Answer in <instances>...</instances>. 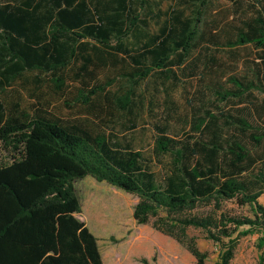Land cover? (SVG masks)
<instances>
[{
	"label": "trees",
	"instance_id": "16d2710c",
	"mask_svg": "<svg viewBox=\"0 0 264 264\" xmlns=\"http://www.w3.org/2000/svg\"><path fill=\"white\" fill-rule=\"evenodd\" d=\"M227 1L0 0V264H104L76 216L73 181L85 176L135 194V222L178 242L194 264H230L242 226L262 230L264 264V96L241 115L194 116L195 138L156 125L153 152L169 157L160 179L140 150L106 132L122 114L134 127L137 84L196 48L219 100L264 94V0ZM247 46L254 59L237 55ZM239 63L243 73L224 71ZM227 200L252 217L223 211ZM189 228L218 244L214 262Z\"/></svg>",
	"mask_w": 264,
	"mask_h": 264
},
{
	"label": "rangeland",
	"instance_id": "374dc122",
	"mask_svg": "<svg viewBox=\"0 0 264 264\" xmlns=\"http://www.w3.org/2000/svg\"><path fill=\"white\" fill-rule=\"evenodd\" d=\"M161 1L164 9L174 2V0ZM213 1L221 6L229 5L227 0ZM210 51L213 53L212 49ZM255 53L252 47L247 46L239 48L237 55L241 59H254ZM216 54L227 62L233 61L236 57H231L227 50ZM204 59L205 51L202 48H196L185 58L182 66L172 67V72H155L141 80L137 84L136 91L141 96L142 103L135 109L134 127L129 126L128 119L131 115L122 114L106 129L107 133L115 134V139L122 143H129L132 148L140 150L144 161H147L158 179L169 157L153 152L154 136L157 134L156 125L163 127L170 137L179 140H185L189 136L195 138L198 135L190 129L194 116H203L205 110L216 115H219V112L241 115L245 110L239 109L244 105L247 106V102L251 100L260 102L264 96L254 91L251 96L219 100L214 89L208 88L206 82L200 78L201 61ZM244 69L245 65L239 63L233 71L226 68L224 71L227 74L229 72L240 74L245 71ZM206 77L209 81L210 76ZM225 86L226 84L222 83V87ZM220 124L225 127L223 119L220 120ZM4 155L5 152L0 144V158ZM90 181L93 184H90ZM73 186L81 205V212L76 216L96 236L104 264H140L139 260L142 257H145L150 264H194L193 256L178 242L174 240L170 244V241H166L149 224L135 222L132 218V210L137 201L135 194L125 192L104 181H96L91 176L76 179L73 181ZM90 192L94 194L89 196ZM258 202L264 206V192L258 197ZM222 210L230 215L252 217L248 205L239 206L232 200L224 201ZM93 214H96L98 218L92 217ZM96 219L97 222H95ZM239 232L241 234L237 239L230 264H256L260 253L258 242L263 234L262 230L242 226ZM188 233L195 236L197 247L208 253V262H214L218 257V244L205 239L204 233L199 229L189 228ZM134 234L143 236L140 243L144 245V249L148 247V243L156 239V244L149 248V256H146V250L143 252L144 256L130 255L125 251L128 247L127 237ZM146 234L151 236L152 240L146 239Z\"/></svg>",
	"mask_w": 264,
	"mask_h": 264
},
{
	"label": "crops",
	"instance_id": "0c3cea01",
	"mask_svg": "<svg viewBox=\"0 0 264 264\" xmlns=\"http://www.w3.org/2000/svg\"><path fill=\"white\" fill-rule=\"evenodd\" d=\"M157 233H159V232H157ZM159 234H161V233H159ZM161 235L166 239V241H168V242L170 241V244H172L174 242V240L172 238H170L168 236H165L163 234H161ZM142 237H143L142 235L136 236V234L130 235L129 237H127L128 238L127 239L128 240V247L125 249V251L128 252L130 255L131 254L143 255L144 254L143 253L144 250H146V253H147L146 256H149V253H150L149 252V248H150L151 245L156 244V241H155L156 239L154 238L152 240L151 239V236H149V235L146 234L145 235L146 239L149 240V238H150L152 240V242L148 243V247L146 249H144L145 248L144 245L140 243V242H142L141 241L142 240ZM97 244H98V240H97ZM114 256L116 257V254ZM117 262H119V261L117 260Z\"/></svg>",
	"mask_w": 264,
	"mask_h": 264
}]
</instances>
